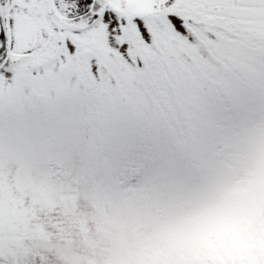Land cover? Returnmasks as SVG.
<instances>
[{"label": "snow or ice", "instance_id": "1", "mask_svg": "<svg viewBox=\"0 0 264 264\" xmlns=\"http://www.w3.org/2000/svg\"><path fill=\"white\" fill-rule=\"evenodd\" d=\"M0 264H264V0H0Z\"/></svg>", "mask_w": 264, "mask_h": 264}]
</instances>
